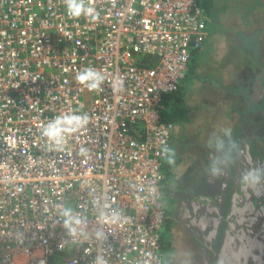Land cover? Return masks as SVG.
Instances as JSON below:
<instances>
[{
	"label": "built area",
	"instance_id": "obj_1",
	"mask_svg": "<svg viewBox=\"0 0 264 264\" xmlns=\"http://www.w3.org/2000/svg\"><path fill=\"white\" fill-rule=\"evenodd\" d=\"M71 2L0 0V264H164L162 167L176 126L160 108L203 48L206 11L75 0L85 7L73 16ZM74 115L87 122L59 141L43 134Z\"/></svg>",
	"mask_w": 264,
	"mask_h": 264
},
{
	"label": "flooded vegetation",
	"instance_id": "obj_2",
	"mask_svg": "<svg viewBox=\"0 0 264 264\" xmlns=\"http://www.w3.org/2000/svg\"><path fill=\"white\" fill-rule=\"evenodd\" d=\"M248 116V120L245 119L240 126L243 132L237 136L238 144L234 145L235 151L238 149L234 160L230 161L226 169L220 168L222 181H216L213 168L210 167L206 172V179L196 182L189 191H177L176 195L172 196L173 211L166 221L171 220L173 223L174 238L178 240V237L182 236V240H185V259L189 261L175 258L179 257L180 253L177 247L172 245L175 253L167 255L169 263L219 264L226 241V231L234 210H237V226L246 224L241 219L246 213L249 215L245 218L247 223L256 227L261 225L259 216H264V180L249 184L247 181H241V174L254 170L256 176H264V125L261 122V127V124L256 122L255 117L258 115L253 116L250 113ZM239 140H242V144ZM254 140L258 143L256 146L251 144ZM219 146L221 149V144ZM214 160L216 163L217 160ZM240 189L248 195L245 200L240 195L236 197ZM236 205L240 208H236ZM256 213L258 215H255Z\"/></svg>",
	"mask_w": 264,
	"mask_h": 264
},
{
	"label": "rangeland",
	"instance_id": "obj_3",
	"mask_svg": "<svg viewBox=\"0 0 264 264\" xmlns=\"http://www.w3.org/2000/svg\"><path fill=\"white\" fill-rule=\"evenodd\" d=\"M264 8V2L262 0H211V6L209 8V14H208V21L206 23L205 27V35H206V40L203 45V48L201 51L198 52V55L196 54L193 57V60H191V66H192V71L189 72L188 77L184 80V90L190 84L194 82V72L199 71L200 67L203 65H216V67H210L211 69L207 73L208 77H212L215 80L221 79V75L224 73V69L220 65L219 59L220 58H229L230 56L232 60H235V64L233 68H237V81H238V86H245L247 89V92L250 94V97L252 96L251 93H253L254 86L258 84H263V76L260 74L258 67L264 63V47L259 49L260 52L257 54L256 50L248 49L243 52L240 50L241 44L239 43L240 40L237 39L239 35L238 33H235V31L241 30L242 26V21L249 22L248 27H254L256 24L254 22V18L259 16L261 13V10ZM264 14V13H263ZM246 18V19H244ZM249 19V21H248ZM251 20V21H250ZM241 21V22H240ZM240 22V23H238ZM243 22V23H244ZM238 23V24H237ZM233 27V31H229L230 28ZM256 29V28H255ZM228 36L229 41L233 44H226L225 45V34ZM237 35V36H236ZM226 36V37H227ZM234 36V37H232ZM231 38V39H230ZM224 42V44H222ZM238 44V48L236 46ZM225 45L226 47H222ZM234 45V46H233ZM222 47V49H221ZM232 49V50H231ZM223 50L222 54L217 56V54L220 53V51ZM234 51L233 55H228L226 52L229 51ZM257 55H260V58L258 61H252V56L257 58ZM194 70V71H193ZM215 72V73H214ZM196 73V72H195ZM233 75V74H232ZM211 78V79H212ZM193 80V81H192ZM189 90V89H188ZM229 93V92H227ZM248 95V94H247ZM247 95H245L247 97ZM253 97V96H252ZM244 95L236 93L232 91L231 93L227 94L224 96V98H220L221 106L217 108L218 111H220L221 108H223V105L225 106L222 111L224 114L229 113V109H234L233 110V119H231V122H225L220 124L221 126L219 130H222L221 132L217 131V133L214 135V143L221 142L222 148L226 151H229L230 153H235V143L233 140H231V137L236 138L237 136L241 135L243 130H241L240 126L243 123L245 119L248 120L249 114L245 116V114L241 113L244 111L245 108H247L244 104ZM234 100V101H233ZM238 100L239 103L236 101ZM220 101L218 104H220ZM237 104V105H236ZM182 113H185L183 115L184 118L191 119L194 111V107L187 106L186 103H182ZM231 106V107H230ZM261 117L258 116L256 117V122L261 124V127L264 125V121H260ZM263 122V125L262 123ZM230 129L225 132L226 127ZM217 127V126H216ZM225 128V129H224ZM257 128L255 127L254 130ZM231 131V135H229V132ZM191 133L193 134L194 131L191 130ZM250 136V135H249ZM211 142V141H210ZM239 143L242 144V140H239ZM251 144L253 146H256L258 143L257 141H251ZM217 152V148H214ZM222 150V149H221ZM216 154L215 159L219 162L216 163L218 165H214L213 171H214V178L218 183L222 181V176H221V171L220 168L226 169L228 165L222 161V154L221 152ZM223 151V150H222ZM224 152V151H223ZM177 159L179 161L178 164H176ZM220 160V161H219ZM189 157L187 156L186 152L184 150H179V148H176V145L173 144L169 159L164 163V167L162 168V172L166 178H171L173 174L179 175L180 179H190V167H192L191 163H189ZM165 183L167 180L164 181ZM166 206L169 210L168 215H172L173 211V200L166 198ZM172 227L173 223L171 220L165 221L163 227H162V235L164 238V241L171 242L173 240V234H172ZM182 236L178 237V240H176V246L177 249L179 250V257H176L178 260H188L185 259L183 255H185V248L187 247L185 245V240H182ZM171 246L169 249H163V255L165 258L164 264H171L168 262L167 255L170 253H175V249L172 248ZM184 253V254H183ZM61 255L64 256H72L74 254V248L72 246H67L62 250L60 253Z\"/></svg>",
	"mask_w": 264,
	"mask_h": 264
},
{
	"label": "crops",
	"instance_id": "obj_4",
	"mask_svg": "<svg viewBox=\"0 0 264 264\" xmlns=\"http://www.w3.org/2000/svg\"><path fill=\"white\" fill-rule=\"evenodd\" d=\"M262 1L264 2V0ZM263 13H264V8L261 10V13L259 14V16L256 15V17L253 19L256 24L254 28L258 30L260 29L263 30L261 32L263 33V35L259 37L261 38L260 41H261L262 48L264 47V14ZM224 34H225L224 39L226 41L225 45L227 43L233 44L232 39L230 38L231 39V42H230L226 33ZM222 44H224V42H222ZM225 45H223L222 47H226ZM231 50L229 52H226V54L233 55L234 51H231ZM258 50L259 49H257V51ZM198 52L196 53L197 55H198ZM222 52L223 50H221L220 53L217 54V56L222 54ZM196 54H194L193 57ZM193 57L191 60H193ZM231 57L232 56H230L229 58L222 57L219 59V62H220L219 66H222L224 69V73L221 75V79L215 80L214 78L208 77L207 75V73L211 69L210 67L214 68L216 67V65H212V64L207 65V66L203 65L202 67H200L199 71H195L196 73L194 72V75H193L195 76L194 82L186 88V92L183 96L184 97L183 103H186L187 106L189 105L191 107H194V111H193V115L191 119L181 117L179 121L175 123L176 131L173 135V142L176 145V148H179V150L181 149L184 150L187 156L189 157V161H190L189 163H191L192 165V167H190V172H189L190 179L189 178L180 179L179 175H177L176 173L173 174V176L168 179L166 178V176H164L162 172L163 174L162 190L165 195V201H166V198L171 199L172 196H175L176 195L175 192L177 191L178 192L189 191L191 187L195 186L196 182L199 183L200 180L206 179L207 177L206 172L210 169V167H214V165H218L216 163H219L218 161H216L215 163L214 159H215L216 154L214 152L216 150L214 148H218L217 150H221L222 148L219 149L220 148L219 145L221 144V142L220 141L217 142L219 144L214 143V140H213L215 137L214 135L220 129L219 127L221 126L220 124L225 123V122L227 123L231 122L230 120L233 119L234 117L232 113L234 109H229V113L224 114L222 111V109L225 107L224 105H223V108L220 109V111H218L217 108L221 106L222 101H220V98L221 97L224 98V96L231 93L232 91L237 93L236 88L234 87L238 86V81L236 78L237 68H233V66L236 64H235V60H232ZM192 69L193 68L191 66V63H189V68H188L187 74L184 77L183 81L188 77L189 75L188 73L191 72ZM247 89L248 88H246L245 94L243 95L244 97H246L245 95L248 94L247 95V98H248L250 97V94L247 92ZM252 94L253 93H251V95ZM219 101H220V104H218ZM236 101L238 102V100ZM244 104L246 106L245 98H244ZM244 111L241 113L243 114ZM160 112H161V108H160ZM244 114L245 116L247 115L246 112ZM191 130L194 131L193 134L191 133ZM222 130H219V131L221 132ZM229 130L230 129L227 126L225 132L227 133V131ZM229 135H231V131L229 132ZM231 138L233 141L235 140L234 141L235 143L233 144L237 145L238 144V141H236L237 137L236 138L231 137ZM222 150L224 151V152L223 151L221 152L222 161H224V163L228 165L230 161L234 160L236 156L235 154L238 149L233 154L227 150L226 151L224 149ZM218 152L220 153V151ZM178 163L179 161L177 159L176 164ZM165 180H167L166 183L164 182ZM176 240L177 238L175 239L173 236V240H172L173 246H176ZM163 242H164V238H163ZM185 255H183L184 258H185Z\"/></svg>",
	"mask_w": 264,
	"mask_h": 264
},
{
	"label": "trees",
	"instance_id": "obj_5",
	"mask_svg": "<svg viewBox=\"0 0 264 264\" xmlns=\"http://www.w3.org/2000/svg\"><path fill=\"white\" fill-rule=\"evenodd\" d=\"M197 1L205 9L206 15L208 17L209 8L211 6V0H197ZM244 19H246V18H244ZM248 21H249V19H248ZM243 22L244 21H242V23H241L243 26L241 28V30L239 29V31H235V33H238L237 35H239V36H237V35L236 36L238 37L237 39L240 40V42H239L241 44L240 50L245 51V49L246 50H248V49L254 50L255 49L257 54H258L260 50L257 51V49L262 48L261 41H260L261 38H259V37L261 35H263V33H261L263 30L262 29L258 30V29H255L254 27H252V28L248 27L249 22H246V23L245 22L243 23ZM232 29H233V27H231L229 31H233ZM232 37H234V36H232ZM205 40H206V36H205ZM205 40H204V43H205ZM236 46L238 48V44H236ZM201 50L202 49L195 51L193 53V55L196 54L198 51H201ZM251 58H252V61H258L260 58V55L259 56L257 55V58H255L254 56H252ZM258 70H259L260 74H262L263 80H264V63H262L258 67ZM184 87H185V84H184V81H182V83L179 87V90L177 92L170 93V94H167L164 96V99L162 102V107H161V112H160L161 113V119L164 122L172 123L176 126L175 123H177L179 121V119L181 117H183V115L185 114V113H182V109H183L182 103L184 102L183 96L186 92V90H184ZM234 88H236L237 93L245 94V90H246L245 86H243V87L242 86H237V87L235 86ZM252 96L248 97V98L245 97L247 108L245 109L244 113L245 112L247 114L252 113L253 116L258 115L261 117L260 121H264V83L254 86ZM255 120H256V117H255ZM231 140H232V138H231ZM173 144H174V142H173ZM217 144H219V143H217ZM163 167H164V164H163ZM166 210H167V215H168L169 214L168 208H166ZM162 238H163V235H162ZM171 246H172V241L168 242L166 240V241L162 242V250L167 249L168 247L170 248Z\"/></svg>",
	"mask_w": 264,
	"mask_h": 264
},
{
	"label": "water",
	"instance_id": "obj_6",
	"mask_svg": "<svg viewBox=\"0 0 264 264\" xmlns=\"http://www.w3.org/2000/svg\"><path fill=\"white\" fill-rule=\"evenodd\" d=\"M237 195L244 200L248 197L243 189H240L236 197ZM235 207L240 208L237 205ZM255 212L259 213V211ZM236 214L237 210H234L226 231V241L221 251L219 264H264V216H259L261 225L256 227L245 221V218L249 216L246 213L241 217L242 222L246 224L243 226L239 224L238 227L235 222Z\"/></svg>",
	"mask_w": 264,
	"mask_h": 264
},
{
	"label": "clouds",
	"instance_id": "obj_7",
	"mask_svg": "<svg viewBox=\"0 0 264 264\" xmlns=\"http://www.w3.org/2000/svg\"><path fill=\"white\" fill-rule=\"evenodd\" d=\"M85 7L82 4L76 3L75 0H72L71 3L68 5V9L70 14L73 16H79L81 9ZM93 11V9L89 8L88 12ZM189 68V67H188ZM96 76V73L92 71L87 72H81L77 75V80L81 83H84L87 81L90 77ZM96 87V84H89V89H94ZM87 116L80 117V116H72V117H65L63 121H61L59 118H57V121L55 124H49L47 127L43 128V134L49 138L57 139L59 141V138L62 137V135L66 132H73L77 128L81 127L83 124L87 122ZM66 124L70 127H62L61 125ZM264 180V176H256L254 174V170H249L247 172H244L241 174V181L245 182L247 181L249 184L253 182H258ZM166 205V201H165ZM69 218L65 221V225L69 227L70 231H75L74 228L71 227L72 217L68 211H65L64 213ZM168 216V215H167ZM77 224L79 223V220L75 221ZM96 264H106V261L101 256H97V262Z\"/></svg>",
	"mask_w": 264,
	"mask_h": 264
}]
</instances>
